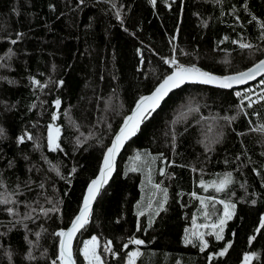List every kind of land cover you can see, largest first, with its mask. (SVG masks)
<instances>
[{
  "label": "trees",
  "instance_id": "16d2710c",
  "mask_svg": "<svg viewBox=\"0 0 264 264\" xmlns=\"http://www.w3.org/2000/svg\"><path fill=\"white\" fill-rule=\"evenodd\" d=\"M173 58L222 77L251 68L264 58V0H0V264L61 263L56 233ZM262 125L264 101L241 107L232 91L200 86L171 94L119 157L74 264L93 237L102 264H127L134 249L135 264H264ZM225 204L235 207L220 232Z\"/></svg>",
  "mask_w": 264,
  "mask_h": 264
},
{
  "label": "snow or ice",
  "instance_id": "6c2138e0",
  "mask_svg": "<svg viewBox=\"0 0 264 264\" xmlns=\"http://www.w3.org/2000/svg\"><path fill=\"white\" fill-rule=\"evenodd\" d=\"M152 3H155V0H152ZM15 43V41H13ZM241 47H251L250 45L242 44ZM165 63H170L176 65V70L172 72L171 75H168L164 78L163 82L159 84V86L151 93L149 96H142L137 101L134 111L130 116L125 118L124 124L120 129V132L116 135L112 146L107 149V152L103 159V167L100 169V175L97 179H94L88 187V194L84 198L83 207L80 210L79 215L72 222V226L65 232L63 230L56 233L57 236L62 237L60 241V253L58 259L61 264H74L72 260V247L71 241L75 236L76 232L82 228L88 221V216L90 214V206L91 202L95 199L96 194L99 192L100 188L104 183L107 182V178L112 171L113 159L119 150L122 147L123 142L132 135H135L140 123L145 119L146 115L150 114V112L155 111V109L159 106L161 100L171 91L173 88L180 87L186 81H198L203 84H217L221 88H230L234 83H245L250 79H254L258 74L264 73V60H261L255 67L248 69L245 72H241L237 75L233 76H215L208 72L202 71L201 69L191 66L185 67L183 65L177 64V61L173 58L171 61L166 60ZM239 96L240 93H237ZM249 100V106H251L255 101L251 100V97H246ZM264 99V96L260 97ZM59 100L56 101V104L59 105ZM243 103V100L241 101ZM53 119H56L54 116ZM259 131H264V125L258 129ZM3 132V129H0V133ZM59 129H49V145L50 147L55 146L56 148L59 145L56 143L57 136L54 133H58ZM28 139H31L29 136ZM24 137L21 136L19 138V142L23 143ZM231 182V174H228L224 179L220 181L219 186L217 187V191L223 189V187ZM159 187V185H157ZM203 203V201H202ZM223 203V202H221ZM234 205L225 204V215L224 219L220 221V232L223 231V225L227 219H231L232 211L230 209H234ZM12 210L9 209V212ZM213 228L218 227L217 225H212ZM261 227H264V218L261 219ZM220 232L216 234V238L221 239ZM201 241V250L207 246L206 241L203 240V237H200ZM130 243L136 245H142L144 241L139 239H133ZM127 247V245H125ZM227 251L220 252L219 255L223 256ZM83 255L85 259L88 261V264H102L100 255L97 254V243L96 237H93L91 241H87L84 243V247L82 249ZM140 253L132 252L129 254V262L128 264H135V258ZM245 262L249 259L248 256H245ZM52 264H56V261H53Z\"/></svg>",
  "mask_w": 264,
  "mask_h": 264
},
{
  "label": "water",
  "instance_id": "95a60500",
  "mask_svg": "<svg viewBox=\"0 0 264 264\" xmlns=\"http://www.w3.org/2000/svg\"><path fill=\"white\" fill-rule=\"evenodd\" d=\"M262 60H264V58H263ZM260 61H261V60H260ZM260 61H258V63H259ZM258 63H256V64H258ZM256 64H255V65H256ZM255 65L252 66L251 68L255 67ZM168 68H169V70H170V73H169L168 75H171L172 72H174V71L176 70V67H174L173 65H168ZM249 69H250V68H249ZM247 70H248V69H247ZM247 70H246V71H247ZM244 72H245V71H244ZM238 74H239V73H238ZM168 75H167V76H168ZM233 75H237V74H233ZM233 75H228V76H233ZM263 76H264V73L258 74L254 79H250V80L246 81L245 83H234L230 88H221V87H219V86H218L217 84H215V83H213V84H203V83H199L198 81H186V82L183 83L180 87L173 88L171 91H169L168 94L163 98V100H161L159 106L155 109V111H152V112H150V114L146 115L145 119L140 123L138 129L140 128V126L142 125V123H143L148 117H150V116L152 117V115H153L155 112H157V111L162 107V105L164 104V102L170 97L171 94L175 93V92H176L177 90H179V89L184 88L185 86H189V87H190V86H200V87H202V88L205 87V88L216 89V90H221V91H233V90H236V89H240V88H242V87H245V86H247V85H249V84H252V83H254L255 81H257L258 79H260V78L263 77ZM220 77H222V76H220ZM164 78H165V77H164ZM164 78H163V80H164ZM163 80H162L160 83H162ZM160 83H159V84H160ZM159 84H158L153 90H151V92H150L149 94L144 95V96H149V95H151V93H152V92H153V91L159 86ZM139 99H140V98H139ZM139 99H138V100H139ZM138 100H137V101H138ZM137 101H136L135 104L133 105V108H132L131 112H130L128 115H126V117H127V116H130V115L132 114V112H133L134 109H135V106H136ZM58 108H59V105H57V104L55 103V108H54L55 111H57ZM55 117H56L55 120H57V119L59 118V115H55ZM126 117L123 118V120H122V122H121L119 128L117 129V131H115L116 133H115L114 136L112 137V139H111V141H110V144H108V148L112 146V143H113V141H114L116 135L120 132V129H121V127L123 126ZM50 128L53 129L52 126H50ZM138 129H137V131H138ZM136 133H137V132H136ZM136 133H135V135H136ZM135 135H132V136H130L129 138H127V139L123 142L122 147H120L119 150L117 151V153H116V155H115V157H114V159H113L112 171H111L110 175H109L108 178H107V182L103 184V186L100 188L99 192L96 194L95 199L91 202V206H90L91 210H90V214H89V216H88V219H89V217H90V215H91V213H92V210H93V208H94V206H95V204H96V202H97V200H98V197H99V196L101 195V193L107 188L108 183H110V181H111L112 178L114 177V175H115V173H116L115 170H117V163H118L119 157L121 156V154L123 153L124 149L126 148L127 143H129V142L135 137ZM108 148H107V149H108ZM107 149H106V151H105V154H106V152H107ZM104 156H105V155H104ZM103 159H104V157H103ZM102 167H103V165H102ZM102 167H101V168H102ZM99 175H100V171H98V174L96 175V177H95L94 179H97V178L99 177ZM94 179H93V180H94ZM93 180H92V181H93ZM92 181H91V182H92ZM91 182H90V184H91ZM90 184H89V185H90ZM89 185L87 186V188H86V190H85V193H84V196L82 197L81 206H80V209L78 210V213H77V215L75 216V218L79 215L80 210H81V208L83 207L84 198H85V196L88 194V187H89ZM75 218L72 220V222L75 220ZM72 222L69 224V226H68V228L66 229V231L72 226ZM84 226H85V225H84ZM84 226H83L82 228H80V229L76 232L75 236L73 237V239H72V241H71V247H72V250H73V245H74V242H75V239H76L75 237H77V236L79 235L80 231L84 228ZM66 231H65V232H66ZM60 238L62 239V237H60ZM59 252H60V250H59ZM72 260L74 261V258H73V251H72ZM74 263H75V261H74ZM60 264H61V263H60Z\"/></svg>",
  "mask_w": 264,
  "mask_h": 264
},
{
  "label": "built area",
  "instance_id": "2783aa9c",
  "mask_svg": "<svg viewBox=\"0 0 264 264\" xmlns=\"http://www.w3.org/2000/svg\"><path fill=\"white\" fill-rule=\"evenodd\" d=\"M233 96L238 101L241 107L247 106L249 108L256 106L264 101L261 96H264V76L255 81L254 83L243 87L241 89L233 90ZM237 93H240L238 96ZM246 97H251L252 101H255L251 106H249V100ZM243 100V103L241 101Z\"/></svg>",
  "mask_w": 264,
  "mask_h": 264
},
{
  "label": "rangeland",
  "instance_id": "374dc122",
  "mask_svg": "<svg viewBox=\"0 0 264 264\" xmlns=\"http://www.w3.org/2000/svg\"><path fill=\"white\" fill-rule=\"evenodd\" d=\"M169 65H172V64H169ZM174 66V65H173ZM240 106V105H239ZM244 107H247V106H244ZM51 126L53 127V129H57L58 127L57 126H55L54 124H51ZM59 129V128H58ZM56 136H57V139H58V135L57 134H59V132L58 133H54ZM49 135V134H48ZM56 142H57V140H56ZM53 147V146H52ZM222 219H224V216L223 217H221V219L220 220H218L217 221V223H215V224H212V225H217L218 227H216L217 228V230H219L220 231V227H219V225H220V221L222 220ZM212 225H211V228L213 229V227H212ZM92 240V238L91 239H89V240H87V241H91ZM86 241V242H87ZM96 243H97V240H96ZM83 247H84V244H83ZM83 247H82V249H83ZM97 248H98V243H97ZM82 249H81V251H82ZM139 252V250L138 249H134L133 251H131L130 253H132V252ZM140 253V252H139ZM82 254H83V252H82ZM98 254V253H97ZM140 255V254H139ZM139 255L135 258V260H137L138 259V257H139ZM84 256V255H83ZM249 257V256H248ZM84 260H85V264H88V261L85 259V257H84ZM250 261H251V257H249V259H248V261H247V264H250ZM127 262V264H128V262H129V257H128V260L126 261ZM136 262V261H135ZM242 264H246V262H245V259L243 260V262H242Z\"/></svg>",
  "mask_w": 264,
  "mask_h": 264
}]
</instances>
